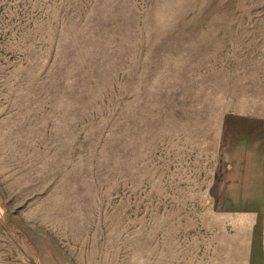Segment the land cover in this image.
Segmentation results:
<instances>
[{"label": "rangeland", "instance_id": "1", "mask_svg": "<svg viewBox=\"0 0 264 264\" xmlns=\"http://www.w3.org/2000/svg\"><path fill=\"white\" fill-rule=\"evenodd\" d=\"M246 117L264 0H0V264H246L215 196Z\"/></svg>", "mask_w": 264, "mask_h": 264}, {"label": "crops", "instance_id": "2", "mask_svg": "<svg viewBox=\"0 0 264 264\" xmlns=\"http://www.w3.org/2000/svg\"><path fill=\"white\" fill-rule=\"evenodd\" d=\"M225 173L216 187V209L249 220L246 264H264V119L226 120Z\"/></svg>", "mask_w": 264, "mask_h": 264}]
</instances>
